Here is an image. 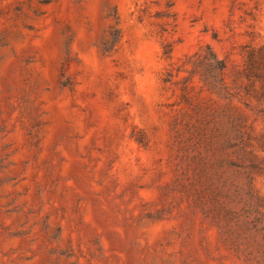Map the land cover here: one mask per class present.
<instances>
[{"label": "rangeland", "instance_id": "rangeland-1", "mask_svg": "<svg viewBox=\"0 0 264 264\" xmlns=\"http://www.w3.org/2000/svg\"><path fill=\"white\" fill-rule=\"evenodd\" d=\"M0 264H264V0H0Z\"/></svg>", "mask_w": 264, "mask_h": 264}, {"label": "trees", "instance_id": "trees-1", "mask_svg": "<svg viewBox=\"0 0 264 264\" xmlns=\"http://www.w3.org/2000/svg\"><path fill=\"white\" fill-rule=\"evenodd\" d=\"M207 47L213 56V60L208 61V70L205 71L204 79L213 85H217L219 81L224 80V70L226 68V64L223 59L218 58L210 46Z\"/></svg>", "mask_w": 264, "mask_h": 264}]
</instances>
